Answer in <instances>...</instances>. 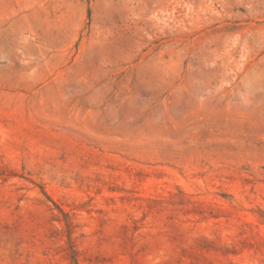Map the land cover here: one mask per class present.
I'll return each mask as SVG.
<instances>
[{
  "label": "rangeland",
  "instance_id": "374dc122",
  "mask_svg": "<svg viewBox=\"0 0 264 264\" xmlns=\"http://www.w3.org/2000/svg\"><path fill=\"white\" fill-rule=\"evenodd\" d=\"M0 264H264V0H0Z\"/></svg>",
  "mask_w": 264,
  "mask_h": 264
}]
</instances>
